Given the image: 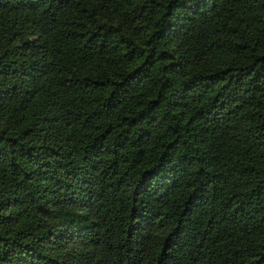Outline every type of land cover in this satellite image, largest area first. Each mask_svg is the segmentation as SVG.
Returning <instances> with one entry per match:
<instances>
[{"label":"trees","instance_id":"obj_1","mask_svg":"<svg viewBox=\"0 0 264 264\" xmlns=\"http://www.w3.org/2000/svg\"><path fill=\"white\" fill-rule=\"evenodd\" d=\"M0 264H264V0H0Z\"/></svg>","mask_w":264,"mask_h":264}]
</instances>
